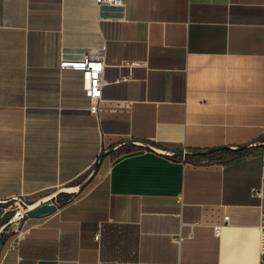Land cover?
<instances>
[{"label": "crops", "instance_id": "0c3cea01", "mask_svg": "<svg viewBox=\"0 0 264 264\" xmlns=\"http://www.w3.org/2000/svg\"><path fill=\"white\" fill-rule=\"evenodd\" d=\"M125 3L0 0V201L76 185L127 140L222 149L120 148L24 238L0 237V264H264V146L226 149L264 142V0ZM88 50L104 51L97 115L83 74L60 68Z\"/></svg>", "mask_w": 264, "mask_h": 264}, {"label": "built area", "instance_id": "2783aa9c", "mask_svg": "<svg viewBox=\"0 0 264 264\" xmlns=\"http://www.w3.org/2000/svg\"><path fill=\"white\" fill-rule=\"evenodd\" d=\"M95 5L99 14L106 8H115L121 12H125V0H95ZM122 66L130 68L143 65L140 61H123ZM62 70H75L83 74V87L85 94L89 100V111L92 115H97L99 111V104L102 98V88L106 85L103 78L105 62L103 50H88L83 52L77 58L62 57L60 62ZM252 194L254 196L264 197V187L253 188ZM23 200V199H22ZM218 228L215 233L218 235ZM26 232H23L19 239L24 238ZM260 252L264 255V223L260 227Z\"/></svg>", "mask_w": 264, "mask_h": 264}, {"label": "water", "instance_id": "95a60500", "mask_svg": "<svg viewBox=\"0 0 264 264\" xmlns=\"http://www.w3.org/2000/svg\"><path fill=\"white\" fill-rule=\"evenodd\" d=\"M127 145H133L139 148L143 149H148L150 151H153L159 155L163 156H168V157H175V156H191V157H196V156H208L212 153H215L222 148H216V149H211V150H164L161 148H158L152 144H149L147 142L143 141H138V140H127L123 141L120 143L115 144L109 149L104 150L98 157L95 166L93 167V170L88 174V176L79 184L73 185V186H68L65 188H61L59 190L54 191L53 193L40 198L33 204H26L23 202L21 198H16V200H19L23 203L24 205V210L21 212H18L16 218H23L24 215H27L29 218L32 219H39L48 215H52L53 213L56 212L57 210V201L59 195H76L79 194L92 180L93 178L97 175L98 169L100 166V163L102 159L120 148L127 146ZM264 142H255L251 143L245 146H240V147H228L226 149L231 150L233 152H239L246 150L248 148H254V147H263ZM5 201H0V204H4ZM6 226H2L0 228V233Z\"/></svg>", "mask_w": 264, "mask_h": 264}, {"label": "rangeland", "instance_id": "374dc122", "mask_svg": "<svg viewBox=\"0 0 264 264\" xmlns=\"http://www.w3.org/2000/svg\"><path fill=\"white\" fill-rule=\"evenodd\" d=\"M101 153L102 152H99V155ZM107 162H108V160H106V157H104L100 163V166H99V173H100V170H101V172L103 171ZM95 164H96V162L94 163L93 167L95 166ZM93 167L90 169L89 173L93 170ZM65 187H68V186H62L56 190H59L61 188H65ZM79 194H76V195H79ZM63 197L61 198L62 200L65 199ZM58 200H59V197H58ZM36 201L37 200H35V201L34 200L33 201L23 200V202H25L26 204H33ZM5 203H6V201H5ZM5 203L0 204V228H2V226H6L2 230V232L0 233V237L17 236V238H19V236L24 232V227H25L24 222L28 218V216L24 215L23 218H16V216H17L18 212L23 211L25 207L21 201L16 200V199L11 201L9 204L5 205ZM57 204L59 205L58 201H57ZM3 205H5V207H2ZM1 215H2V217H1Z\"/></svg>", "mask_w": 264, "mask_h": 264}, {"label": "trees", "instance_id": "16d2710c", "mask_svg": "<svg viewBox=\"0 0 264 264\" xmlns=\"http://www.w3.org/2000/svg\"><path fill=\"white\" fill-rule=\"evenodd\" d=\"M140 150H143L142 148H139ZM249 150H251V149H249ZM115 154V153H114ZM113 154V155H114ZM216 157V154H210V155H208V156H196V157H191V156H185L184 157V159L186 160V161H190V160H193V159H196V160H200V159H214ZM173 160H180V159H182V156L181 157H178V156H175V157H173L172 158ZM79 184V183H78ZM77 185V184H76ZM60 197L62 196V195H59ZM63 198H65L63 201H61L60 199L58 200V203H59V205H64V204H67V203H70L77 195H64L63 194ZM11 201H13V200H7L6 201V203H5V205L6 204H9ZM5 205H3L2 207H5Z\"/></svg>", "mask_w": 264, "mask_h": 264}]
</instances>
